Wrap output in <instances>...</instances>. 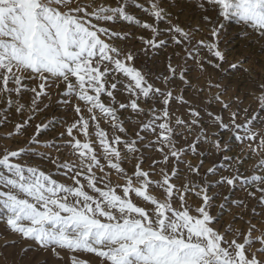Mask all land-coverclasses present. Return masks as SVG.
Instances as JSON below:
<instances>
[{
    "label": "snow or ice",
    "instance_id": "snow-or-ice-1",
    "mask_svg": "<svg viewBox=\"0 0 264 264\" xmlns=\"http://www.w3.org/2000/svg\"><path fill=\"white\" fill-rule=\"evenodd\" d=\"M166 3L0 0V127L7 126L10 112L19 116L5 138L23 140V146L0 149V221L27 242L21 260L32 251L50 254L57 264H264V231L251 219L244 221L249 211L253 218L264 217V83L249 88L246 96L237 91L228 101L223 97L229 86L208 83L209 91L216 89L203 112L217 129L211 134L202 109L177 90V82L181 89L194 88L189 60L201 73L208 65L221 73L243 69L244 60L224 67L221 34L234 23L243 38L264 40V0H197L195 7L210 25L207 41L194 39L199 28L193 32L173 23ZM118 22L135 26L139 34L116 30ZM133 40L139 48L120 46ZM170 44L183 53V64L172 63L180 55L173 53L162 76L137 66L141 55ZM61 87L56 103L72 111V121L64 120L51 141L41 139L49 123H36L29 134L37 114L52 107V90ZM194 91L198 98L204 88ZM245 99L251 100L247 106ZM213 103L228 111L227 121L207 110ZM173 105L185 113L177 115ZM50 123L55 125L56 118ZM129 125L137 128L131 136ZM233 140L242 151L230 156ZM201 145L228 163L213 164L202 176L203 159L195 167L184 159L202 155ZM142 147L160 157L147 168ZM52 150L68 151L73 159L61 162ZM255 157L252 170L242 172ZM33 158L53 165L55 174ZM133 160L129 172L124 165ZM180 179L184 183L177 184ZM237 185L246 199L231 200V207L239 210L234 220L246 227L231 222L218 227L230 196L213 216L219 197L209 193L220 187L231 192ZM190 195L200 203H189ZM249 200L256 202L251 209Z\"/></svg>",
    "mask_w": 264,
    "mask_h": 264
},
{
    "label": "rangeland",
    "instance_id": "rangeland-1",
    "mask_svg": "<svg viewBox=\"0 0 264 264\" xmlns=\"http://www.w3.org/2000/svg\"><path fill=\"white\" fill-rule=\"evenodd\" d=\"M197 0H167V3L164 5L166 9L172 13L173 23H178L179 25L191 29L193 32L197 28L200 31L195 34V40L204 39L205 41L209 38V31L210 25L205 23L202 19L203 13L195 7ZM136 13L138 16L142 15L139 9H136ZM209 15H212L209 13ZM163 27V25H161ZM116 30H123V31H132L136 34L135 26H128L122 24L120 22L117 23ZM244 32H242L241 28L234 23H230L227 27L226 31L221 34V43L220 48L225 52L226 61L227 63L224 65L225 68L232 63H237L240 60H244L243 69H247V71H235L228 68L226 73H221L214 70L210 65L206 67V71L201 73L199 69L193 64L191 60L188 61V78L192 82L194 88H204L203 93L199 95L197 98L196 92L194 88L184 87L179 88V82H177V90L182 91L183 95L186 99L192 102L195 106L200 107L202 109V118L204 120V126L207 128L209 134L214 133L217 131L215 127L211 126V121L208 120L206 115H203L205 110V104L207 98L210 96H214L216 94V89H212L211 91L208 90V83L215 82L217 80L221 81L223 84L229 86L228 94L223 97L225 101H228L230 98L236 95V92H241L242 95H248V89L252 88L259 83H264V40H258L255 36H249L247 38L244 37ZM121 47H136L139 48L140 45L137 41L133 40L127 43V45H120ZM173 53H180L179 56L173 58L172 63L175 64H183L184 55L181 50L176 47L175 45L170 44L168 48L161 49L158 52L152 53L150 56H143L141 55L137 66H143L145 71L151 72L153 74H160L161 76L166 72L167 66V58L168 56L172 55ZM205 55H207L205 53ZM237 85L240 87L237 88ZM62 91V87L60 89H53L52 96L53 99L51 101L52 107L43 112L37 114L35 120L32 122L33 126L29 128V134L34 131V125L36 123H49V128L46 132L43 133L41 139L51 141L53 138L58 137L60 132L63 130L62 122L64 120L71 122L73 119V113L70 109L65 108L62 105H58L56 103L57 94ZM30 95V94H29ZM28 99V96L25 97V100ZM251 103L250 99H245V106ZM173 109L176 111L177 115H181L185 113L184 108H178L176 105L172 106ZM253 110L256 109V105H252ZM207 110H211L214 113L221 114L224 116L225 121H227L229 113L226 110H223L221 106L217 103H213L207 107ZM127 115V113H125ZM55 117L57 123L52 125L50 123L51 119ZM9 123L5 127H0V149L3 148H16L19 146H23V140L13 138V139H6L5 137L8 136L9 133L14 131L15 123L19 122L20 117L14 115L13 113H9ZM185 118H187L185 116ZM107 127L106 125H102ZM129 135H133L134 132L137 130L135 126L129 125ZM197 132L196 130L193 131L192 135L188 136V142H191ZM222 139L225 141L229 140V134L223 133ZM181 144H185V141L181 140ZM232 151L228 153L230 156H235L241 153L242 149L239 145L235 143L233 140L231 142ZM143 154L145 156V164L144 167L147 168L152 161L158 160L159 154L152 151L151 149L144 151L142 147ZM200 153L202 155L193 156L191 154L185 156V160L189 161L194 167L199 165L200 159H203L204 164L203 167L200 168V173L203 176L207 173L209 167L213 164L219 165L220 163L227 164V161H223L221 156H217L215 153L209 154L208 146L201 145L200 146ZM244 154H247L248 149L247 147L243 148ZM52 155L59 156L61 162H71L73 159L71 153L68 151H60L56 152L52 150ZM258 157L250 159L247 163L243 165L241 168L242 172H250L253 166L258 162ZM34 162H38L39 166L46 172H52L55 174V167L49 164L47 161H38V158H33ZM135 161L133 160L131 163H126L124 167L131 172L133 164ZM222 170L218 167V172ZM181 172L184 173V168L181 166ZM227 174V173H223ZM57 179H63L64 182H70L67 180L66 177L57 176ZM112 181L116 182L119 178L113 173ZM189 179L195 180L199 182V177L189 176ZM177 184L184 183L183 179L177 180ZM210 195L218 196V199H215L214 206L211 209L213 216H219L221 209L220 204L224 202L225 196H230L229 201V208L225 209L224 215L220 218L219 226H226L230 222L234 223L236 228L246 227L243 221L241 220H234V217L239 215V210L231 207V200H244L246 199V192L241 188L240 185H237L234 190L231 192L227 187H220L213 189ZM189 203L193 205H197L200 201L195 197H189ZM255 201L249 200L248 201V208L251 209L255 205ZM253 224L256 225L259 231H264V217H255L253 218L251 212H247L244 215V221L250 220ZM13 241H17V244H13ZM27 244L26 241H20V238L15 234H12L7 230V225L3 221H0V264H39L40 261L47 260L48 264H57L56 260L50 256L48 253L43 252H32L29 251L28 256L26 259L21 260L20 254L21 249L25 247ZM66 259H68L69 254L64 253Z\"/></svg>",
    "mask_w": 264,
    "mask_h": 264
}]
</instances>
